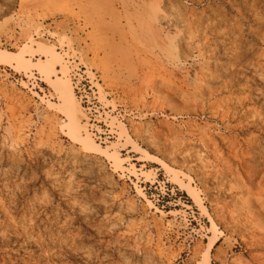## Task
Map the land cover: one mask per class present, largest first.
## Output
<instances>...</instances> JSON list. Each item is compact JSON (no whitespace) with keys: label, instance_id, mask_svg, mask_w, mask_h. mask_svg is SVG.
I'll return each mask as SVG.
<instances>
[{"label":"rangeland","instance_id":"rangeland-1","mask_svg":"<svg viewBox=\"0 0 264 264\" xmlns=\"http://www.w3.org/2000/svg\"><path fill=\"white\" fill-rule=\"evenodd\" d=\"M3 52L0 264H264V0H0Z\"/></svg>","mask_w":264,"mask_h":264},{"label":"bare ground","instance_id":"bare-ground-1","mask_svg":"<svg viewBox=\"0 0 264 264\" xmlns=\"http://www.w3.org/2000/svg\"><path fill=\"white\" fill-rule=\"evenodd\" d=\"M50 59V58H49ZM26 60L23 53L20 54H13V53H0V64H6L12 68H18L21 66L24 61ZM56 62V61H55ZM40 65V70L42 73H44L47 76V81L51 83L53 80L54 72H56V66L52 60H42L41 63L36 64ZM57 65V64H56ZM67 84V83H66ZM62 85L66 90L67 94H63L62 96V110L65 111L66 117L68 119V122L65 123L67 128V134L70 136V138L79 144L83 145L85 150L92 151L97 150L100 151L99 145L95 144L89 137H84L81 134V124L79 115L81 113L79 104L75 101L73 92L70 88V86ZM104 152V151H103ZM117 161H120L119 156L116 158ZM193 198L197 199V196L195 194H191ZM215 244H211V248H214Z\"/></svg>","mask_w":264,"mask_h":264}]
</instances>
